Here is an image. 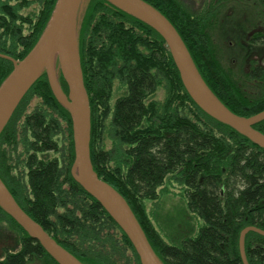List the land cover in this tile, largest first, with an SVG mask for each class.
Segmentation results:
<instances>
[{
	"label": "trees",
	"instance_id": "obj_1",
	"mask_svg": "<svg viewBox=\"0 0 264 264\" xmlns=\"http://www.w3.org/2000/svg\"><path fill=\"white\" fill-rule=\"evenodd\" d=\"M36 1L35 18L31 11L20 12L31 0H0V53L18 60L36 42L56 0ZM145 1L175 27L202 78L227 108L247 117L264 109V95L256 100L239 96L211 57L204 18L188 13L178 0ZM24 24L31 29L22 35ZM79 55L90 108L109 97L115 81L126 85V95L113 104L107 134L117 147L113 153H97L90 141V159L99 178L127 201L158 257L164 264H243L241 229L264 230V148L203 112L184 89L163 38L105 0H89ZM11 69V61L0 57V83ZM60 83L67 92L62 76ZM158 86L160 99L152 97ZM33 97L44 109L26 113ZM90 119L91 135L92 114ZM62 120L67 124L63 130ZM254 128L264 133V120ZM62 131L69 138L68 150L62 160L49 158V152L58 154ZM18 141L22 148L15 154ZM72 160L70 116L43 73L0 133V178L19 206L82 263L140 264L124 232L71 177ZM14 161L23 165L21 174L9 171ZM167 178L186 188L187 203L201 220L197 233L178 245L165 241L146 204L172 191ZM244 249L248 264H264L263 235L249 231ZM37 261L58 264L0 208V264Z\"/></svg>",
	"mask_w": 264,
	"mask_h": 264
},
{
	"label": "water",
	"instance_id": "obj_2",
	"mask_svg": "<svg viewBox=\"0 0 264 264\" xmlns=\"http://www.w3.org/2000/svg\"><path fill=\"white\" fill-rule=\"evenodd\" d=\"M105 1L144 22L163 38L184 89L203 112L264 148V133L254 128L256 123L264 120V109L247 117L227 108L202 78L175 27L158 9L145 0ZM88 3L89 0H56L42 32L23 58L16 60L0 53L1 58L12 63V69L0 83V133L24 95L45 73L52 94L68 111L71 119V177L99 202L124 232L140 264H164L151 247L127 201L110 184L99 178L91 163L90 105L79 55V31ZM60 76L67 85V92L61 86ZM0 208L31 238L37 240L58 264H84L19 206L1 178ZM249 231L264 236L263 229L252 225L241 229L238 245L243 264H248L244 240Z\"/></svg>",
	"mask_w": 264,
	"mask_h": 264
},
{
	"label": "rangeland",
	"instance_id": "obj_3",
	"mask_svg": "<svg viewBox=\"0 0 264 264\" xmlns=\"http://www.w3.org/2000/svg\"><path fill=\"white\" fill-rule=\"evenodd\" d=\"M243 3L244 4H238L237 6L241 5L240 7H242L243 5H249L251 8H248V10L255 12L256 19L264 20V10H263L264 1L256 2V3H252V2H243ZM227 5L228 4H226L225 6ZM38 9L39 7L37 1L31 0V5L23 10H20V12L21 14L26 15L31 11V13L32 12L34 13V16L36 18V14L39 12ZM241 10L245 11V9H241ZM193 11L194 9H192L191 12L194 13ZM226 11L229 10L226 9ZM24 25H25L24 32H22V35L24 33H29L31 29V28L28 29L27 24ZM225 26H229V25L226 24ZM225 31H227V29H225ZM213 37L216 36L213 35ZM217 47L218 50H216ZM214 48H215L214 50H212L211 48L209 49L211 57L214 59V61L217 62L220 68H222L221 64L222 66L224 65L222 69L227 71V74L231 79L230 83L233 85V87L236 86L240 90L241 94L238 91L239 96L241 97L246 96L248 99L256 100L264 95V82L255 83L254 81L248 79L244 75L241 76V74H236L229 67L230 61L224 58L222 54L223 49L219 47V42H216L214 44ZM243 78L246 82L243 80ZM240 84L242 86H239ZM125 93H126V85L115 81L113 83L109 97L103 101H95L94 104H92V108H90V116L92 114L93 122L95 124L94 129H92V134L90 135V141L93 145L92 146L93 150H95L97 153L99 151L109 152L113 150L115 146L117 147V144L115 142H112V140L107 136V134L110 128V124L112 122L114 100L117 97L123 96ZM162 93L163 90L161 89V87L158 86L157 91L152 95V97L156 99H160ZM249 93L252 94L256 93L257 96H250ZM222 96L225 99H227L225 94L224 95L222 94ZM40 107H42L40 99L37 97H33L29 101L25 109V112L28 113L34 110L35 108L40 109ZM41 109L44 108L42 107ZM64 126H67V124L62 120V125H61L62 130L64 129ZM90 131H91V124H90ZM23 138L27 139L28 138L27 134L24 135ZM68 139H69L68 135H64L63 131L62 133H59L57 136V140L59 141L58 154L55 152H49L48 157L49 158L59 157L61 159L60 157L61 153H66L67 152L66 148L69 147ZM21 148H22L21 144L18 141L16 145L15 154L20 152ZM13 163L14 164H11V167L9 168L11 174L12 175L21 174L22 171H24L23 165L21 163L18 164V162L15 161ZM109 166H111V164H109ZM166 180L168 182L166 183V185L169 186V188L172 189V191L171 190L165 191L156 201L147 200L146 204L148 210L152 211L153 224L160 231L165 241H167L170 244L178 245L181 243L183 239L191 237L197 233L201 224V220L200 218H198L197 213L193 212L187 203L185 197L186 188L181 186L174 179L167 178ZM34 264H42V263L40 261H37L34 262Z\"/></svg>",
	"mask_w": 264,
	"mask_h": 264
},
{
	"label": "flooded vegetation",
	"instance_id": "obj_4",
	"mask_svg": "<svg viewBox=\"0 0 264 264\" xmlns=\"http://www.w3.org/2000/svg\"><path fill=\"white\" fill-rule=\"evenodd\" d=\"M178 1L191 15L205 19L204 31L209 37L211 49L214 50V44L219 42V47L223 49L224 58L230 61L229 67L236 74L244 75L255 83L264 82V20H257L255 12L248 10V8H251L249 5L237 6L238 4H244L243 2L256 3L264 0ZM156 4H159V2L156 1ZM226 4H228V7L225 6ZM192 9H194V13L191 12ZM226 9L229 11H226ZM241 9H245V11ZM226 24L229 26H225ZM213 35L216 37H213ZM216 50H218V47ZM223 66L221 64L222 68ZM224 72L227 73L226 70ZM235 88L240 92L236 86ZM249 95L257 96L256 93H249ZM244 98L247 97L244 96Z\"/></svg>",
	"mask_w": 264,
	"mask_h": 264
},
{
	"label": "crops",
	"instance_id": "obj_5",
	"mask_svg": "<svg viewBox=\"0 0 264 264\" xmlns=\"http://www.w3.org/2000/svg\"><path fill=\"white\" fill-rule=\"evenodd\" d=\"M156 227V226H155ZM160 232V231H159Z\"/></svg>",
	"mask_w": 264,
	"mask_h": 264
}]
</instances>
